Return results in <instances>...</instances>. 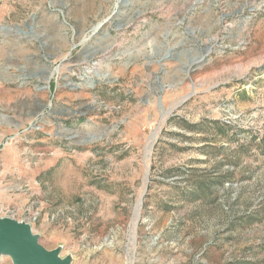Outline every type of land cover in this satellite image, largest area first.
I'll use <instances>...</instances> for the list:
<instances>
[{"label":"rangeland","instance_id":"1","mask_svg":"<svg viewBox=\"0 0 264 264\" xmlns=\"http://www.w3.org/2000/svg\"><path fill=\"white\" fill-rule=\"evenodd\" d=\"M116 2L0 0V216L72 264H264V0H127L89 36Z\"/></svg>","mask_w":264,"mask_h":264},{"label":"water","instance_id":"2","mask_svg":"<svg viewBox=\"0 0 264 264\" xmlns=\"http://www.w3.org/2000/svg\"><path fill=\"white\" fill-rule=\"evenodd\" d=\"M127 0H117L115 3V10L112 12V15L108 18L104 19L103 22L98 23L90 28L91 37L96 36L98 28L104 25L107 20L115 17V14L119 12V6H124ZM144 10H134L133 13L128 16L129 19H133L134 17L142 14ZM127 23L119 22L116 24L114 29H120ZM2 29L5 27L1 26ZM22 33V31H19ZM101 37L96 38L97 45H93L94 43H89L85 45L78 52V56L82 58V62L90 61L94 56L98 55L100 52H104L106 49L111 48L112 43L102 42V39H106L108 36V32L104 31L99 34ZM85 36V35H84ZM86 36L82 41L86 40ZM78 44L72 45L71 49L76 47ZM209 46H205V51ZM167 57V56H166ZM64 58L62 61H64ZM196 60V58L190 60L188 63H192ZM186 73L188 70L185 71ZM83 76L89 77L84 73ZM89 81L93 82L91 79ZM40 87H45L44 85H40ZM145 182H147V175ZM146 189V186H145ZM144 189V192H145ZM143 192V193H144ZM142 203V199L140 201V206ZM138 214V213H137ZM139 216V214H138ZM138 220V218H137ZM137 222V221H136ZM40 235L35 232L31 226L30 222L25 220H19L17 218H12L9 216H0V258L2 256H7L12 261V264H72L73 260L71 255L67 254L61 255V246L48 249L46 246H42L40 241Z\"/></svg>","mask_w":264,"mask_h":264},{"label":"bare ground","instance_id":"3","mask_svg":"<svg viewBox=\"0 0 264 264\" xmlns=\"http://www.w3.org/2000/svg\"><path fill=\"white\" fill-rule=\"evenodd\" d=\"M139 207H140V199L138 198V201L136 203V206H135L134 212H133V214H134L133 221H135L137 218V215H138L137 212H138Z\"/></svg>","mask_w":264,"mask_h":264}]
</instances>
